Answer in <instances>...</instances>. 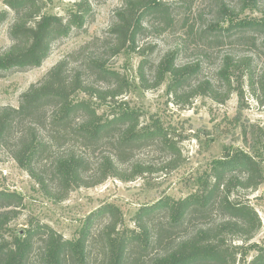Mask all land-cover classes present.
Segmentation results:
<instances>
[{"label":"trees","instance_id":"16d2710c","mask_svg":"<svg viewBox=\"0 0 264 264\" xmlns=\"http://www.w3.org/2000/svg\"><path fill=\"white\" fill-rule=\"evenodd\" d=\"M261 2H217V20L206 32L212 30L220 39L233 37V43L248 42L257 50L227 52L215 77L200 79L199 62L179 65L178 49L155 61V47L141 42L152 27L149 19L161 29L172 23V7L164 0H125L104 36L60 59L21 94L18 107L0 106V147L7 148L44 194L56 200L109 177L134 180L147 167L138 162L125 166L127 153L157 139L173 154L179 149L161 124L141 123L142 110L125 98L133 82L111 60L136 54L139 87L166 83L178 105L191 104L197 96L224 103L236 93L243 106L246 87L263 103L264 66L259 68L256 60L264 56V16L240 18L246 9L261 11ZM4 4L0 28L11 12L14 18L8 29L12 44L0 54V71L40 67L56 41L74 31L85 32L93 15L91 0L75 1L67 16L48 13L46 0ZM97 45L100 52L94 51ZM255 134L250 153L236 149L227 154L183 198L166 196L143 206L134 228L125 224L119 208L105 203L90 213L75 238L36 219L22 229H10L24 196L0 190V264H264V245L252 242L262 227L260 215L248 201L234 196L238 188L257 189L264 182L256 148L260 136ZM103 217L105 224L95 230V222Z\"/></svg>","mask_w":264,"mask_h":264},{"label":"rangeland","instance_id":"374dc122","mask_svg":"<svg viewBox=\"0 0 264 264\" xmlns=\"http://www.w3.org/2000/svg\"><path fill=\"white\" fill-rule=\"evenodd\" d=\"M77 0H46L48 13L67 16V10ZM125 0H91L93 15L83 33L74 31L56 41L49 57L40 67L13 68L0 71V106L18 107L20 96L33 83L40 80L60 59L76 50L82 44L96 37H102L109 30L115 10ZM173 9V21L162 27L152 21L150 31L141 42L155 47L151 57L159 60L169 50H179L177 63L199 62V78H214L222 57L234 51L251 54L257 47L233 37L222 39L216 32L206 28L216 22L219 0H164ZM237 4V0H227ZM237 6V5H236ZM6 8L0 0V11ZM258 9H246L240 18L264 16V0ZM10 18L0 28V54L12 44L9 26ZM226 25L229 23L227 20ZM156 28V29H155ZM94 51L100 52L98 45ZM140 57L123 53L113 58V65L130 76L133 88L126 95L131 106L142 110L141 123L157 122L168 131V138L179 149L173 154L160 140L149 141L129 153L125 166L140 163L147 171L132 181L109 177L93 186H81L72 190L62 200L44 194L36 180L22 169L7 148L0 147V190H15L24 196V206L10 229H22L33 219L50 224L66 238L77 237L90 213L105 203L113 204L121 211L125 224L134 228L136 213L145 205H151L163 197L179 199L195 191L219 160L236 149L250 153L254 146L251 135L259 133V145L264 170V102L258 101L246 87L244 105L236 93L224 103L210 97L197 96L191 104H175L167 93V84L142 89L137 78V64ZM258 67L264 66V56L257 58ZM247 139V140H246ZM234 196L248 201L258 211L262 227L253 243L264 245V182L257 188H238ZM161 216V214H159ZM106 222L103 217L95 222V230ZM251 251L250 255H254Z\"/></svg>","mask_w":264,"mask_h":264}]
</instances>
